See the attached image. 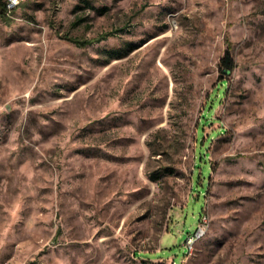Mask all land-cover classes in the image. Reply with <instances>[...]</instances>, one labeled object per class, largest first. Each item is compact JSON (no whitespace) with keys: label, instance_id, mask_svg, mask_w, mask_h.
Here are the masks:
<instances>
[{"label":"rangeland","instance_id":"1","mask_svg":"<svg viewBox=\"0 0 264 264\" xmlns=\"http://www.w3.org/2000/svg\"><path fill=\"white\" fill-rule=\"evenodd\" d=\"M0 264H264V0L0 13Z\"/></svg>","mask_w":264,"mask_h":264},{"label":"trees","instance_id":"2","mask_svg":"<svg viewBox=\"0 0 264 264\" xmlns=\"http://www.w3.org/2000/svg\"><path fill=\"white\" fill-rule=\"evenodd\" d=\"M0 13L7 14V5H6L5 0H0ZM70 40L72 42H74L75 44H82V43H79L78 41H76L75 39H70ZM87 43H89V42H87ZM87 43H83L84 45H82V46L87 45ZM221 68L226 73H230L234 69L233 59H232L229 51L226 52L224 58L221 60ZM225 86H226V81H222L219 84L215 93H213L209 97V100L207 101V105H206V113L201 118L202 124L199 125L198 131H197L199 137L197 138V148L195 150L198 168H200V164L202 163V156L204 154H206L205 147L203 145V127H202V125H204L210 119V116L213 112L214 107L216 106L217 102L220 101L221 98L223 97V95L225 94V88H224ZM194 174H197L196 170L194 171Z\"/></svg>","mask_w":264,"mask_h":264},{"label":"built area","instance_id":"3","mask_svg":"<svg viewBox=\"0 0 264 264\" xmlns=\"http://www.w3.org/2000/svg\"><path fill=\"white\" fill-rule=\"evenodd\" d=\"M7 5V14H11L14 9L19 7L22 3L27 0H5ZM210 227L209 216L203 212L200 216V220L195 232L188 234L185 241V246L188 249L187 256L194 253V250L199 241L206 235Z\"/></svg>","mask_w":264,"mask_h":264}]
</instances>
